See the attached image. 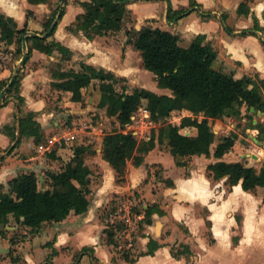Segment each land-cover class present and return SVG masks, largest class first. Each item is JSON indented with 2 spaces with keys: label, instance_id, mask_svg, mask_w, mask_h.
Segmentation results:
<instances>
[{
  "label": "crops",
  "instance_id": "crops-1",
  "mask_svg": "<svg viewBox=\"0 0 264 264\" xmlns=\"http://www.w3.org/2000/svg\"><path fill=\"white\" fill-rule=\"evenodd\" d=\"M239 1L241 0H133L128 7L133 11L136 30L147 25L159 27L179 34L180 42H185L188 46L197 35L203 34L218 52L216 69L232 73L236 78L251 73L264 78V30L254 28L256 17L264 29V0H248L249 3L244 1L249 14H239ZM41 4H32L29 0H0V11L22 24L27 22L28 11L39 17L37 9ZM153 4L155 7L151 11L149 8ZM156 4L164 5V12L159 13ZM233 5L235 7L232 9ZM170 6L175 13L172 18L169 17ZM143 11L146 13L140 17L139 14ZM82 13L84 9L80 4H70L61 22L57 23L53 39L73 53L71 56L78 64L71 69L80 71L81 64L86 63L111 71L117 77L128 78L138 88L172 95L170 90L158 86L155 75L150 71L137 69V72L139 70V73L151 76V85L138 80L136 69L131 68L129 63L130 54L134 53L136 57L139 54L133 52L132 46L124 51V46L121 48L117 44H108L102 37L89 40L83 32L69 30ZM3 44L5 42L0 41V45ZM61 60L63 61V54L59 51L55 50L48 55L35 50L21 73L19 93L14 91L5 94V103L0 107V185L7 186L9 181L19 175L35 171L39 174L41 186L47 188L50 181L47 173L60 171V166H64L69 159L62 151L57 150L52 154L56 136L45 141L50 137V119L55 111L47 112L48 102L44 96L53 88L55 80L51 71L56 69L54 65L61 63ZM139 62L141 65L140 60ZM139 67L142 68L143 65ZM12 76L9 67L0 69V82L10 78V83ZM156 85L158 87H154ZM53 89L58 94H63L64 100L66 96H70L66 106L77 104L72 101L71 92ZM86 90H83L84 95ZM19 94L24 98L22 105L18 100ZM246 109L248 108L243 106L241 110ZM28 114H35L33 119L40 125L41 141L38 144L35 136L20 133V118ZM256 123L255 120L254 124ZM7 125L9 127L5 128ZM54 125L58 126L59 122L54 121ZM192 129L194 132L186 131L188 135L197 134V130ZM214 130L216 132L215 128ZM256 131L260 132L253 128V132ZM45 134L49 136L46 137ZM257 135L249 134L248 137L260 145L262 141ZM218 143L212 146L210 157L193 156L195 160L187 176H183V171L171 152H161L159 147L145 156V162L141 166L132 164L133 169L129 168L126 184L115 182L114 169L102 159L100 166L104 181L97 192L98 199L95 202L90 199L89 211L82 215L71 214L59 223H45L36 234H31L30 228L17 224L12 217L7 235L0 237V245L9 250L0 257V264H130L122 257H115L111 247L105 242L101 208L116 195L125 196L139 190V185L149 177L146 167L159 163L165 168L161 176L172 179L174 186H163L159 195L158 192L152 193L154 199L147 197L151 204L157 203L165 214H155L153 224L140 236L142 251L136 256L135 264H264V194L252 196L253 192L245 191L242 183L229 192L227 179L216 181L210 176L208 166L219 161L214 156ZM239 143L238 137L233 148L237 149ZM233 154L234 151L231 150L223 160L230 162L228 158ZM170 156L173 158L176 174L171 173L169 165L164 163V157ZM143 197L146 198V195ZM147 207L148 205L144 206L145 209ZM238 210L242 211V228L239 232L235 231L239 228L235 216ZM200 211L205 212L206 216H202ZM142 213L145 215V211ZM182 220L189 226L191 235L184 241L180 238L179 242H184L191 253L185 249L177 251L173 247L174 240L181 237L176 230L178 222ZM168 224L172 227L174 225L172 234L164 232ZM17 225L22 227L21 235L17 233ZM207 231L210 232L209 235ZM161 233H164V237H159ZM18 236V243L11 244V238ZM151 238L160 247L154 254H146ZM176 252H179L177 257Z\"/></svg>",
  "mask_w": 264,
  "mask_h": 264
},
{
  "label": "trees",
  "instance_id": "trees-1",
  "mask_svg": "<svg viewBox=\"0 0 264 264\" xmlns=\"http://www.w3.org/2000/svg\"><path fill=\"white\" fill-rule=\"evenodd\" d=\"M46 1L48 0H29L32 4ZM132 1L80 2L84 13L77 16L74 26L69 30L81 31L89 40L105 37L110 33L125 32L130 38L129 44L133 49L140 51L144 68L155 75L160 88L170 90L172 95L158 94L138 87L132 92H128L126 88L120 92L117 89V83L121 81L119 77L104 68L86 63L81 64L80 71L70 69L53 73L55 81L52 83L56 89L71 92L72 101L83 102L85 99L83 90L93 86L95 81L99 82L101 92L99 107L106 109L109 117L116 118L114 129L104 137L102 154L121 182L125 180L128 163L132 161L134 166H141L145 162V156L156 148L157 144L162 145L167 141L177 165L186 167L187 158L212 155V146L216 142L213 121L241 116L243 106L250 111L254 108L255 112L251 113L252 115L260 111L264 113V78L259 74L236 78L232 73L216 69L214 65L218 52L203 34L197 35L190 46L184 47L180 45V35L171 31L151 25L143 26L140 30L130 29L133 13L128 5ZM60 10L61 6L54 16H49L45 21L47 31L53 26L57 15L61 13L60 19L64 16ZM238 12L249 14L245 2L240 4ZM173 13L170 6V18ZM254 20V28L263 31L256 17ZM57 26L58 24L48 37H25L29 33L27 27L19 28L13 17L0 11V41L8 46L16 45L20 55L23 54L26 40L27 47L33 42L34 49L48 55L56 50L65 55V58L71 56L73 53L61 43L48 41V38L55 34ZM32 52L29 46V57ZM21 78L22 74L19 73L16 81L8 89V94L19 90ZM8 84L0 83V95ZM18 100L21 105L24 103V98L20 94ZM141 108L149 110L155 121L165 120L174 112H184L185 115L180 125L167 123L157 133L153 132L149 141L140 142L126 127L132 123L134 113ZM33 117L34 114H28L20 118V133L35 136L38 144L41 141V128ZM189 128H195L197 134L188 135L182 131ZM255 128L264 134V126L260 122ZM237 138L238 135L234 134L220 140L214 152L215 158L219 161L210 164L208 171L216 181L227 179V185L231 188L242 183L245 191L255 193L258 188H264V164L257 169L242 162L223 160L235 146ZM87 151L88 147L84 145L75 147L73 157L60 171L47 173L50 180L47 188L41 187L39 174L35 171L19 175L9 181L7 186L0 185V237L7 235V227L11 226L12 217L17 224L30 228L31 234H36L45 223H59L71 214L87 213L91 206L89 195L93 176L92 169L86 164ZM54 152L55 150L52 154ZM161 180L166 187L174 186L172 179ZM155 214L163 216L165 212L157 203L148 205L141 224L152 225ZM124 229L125 226L122 224L108 223L104 231L107 243L116 245L118 234ZM17 239L18 237L11 238V244H17ZM159 247V243L151 238L146 254H154ZM185 250L191 253L188 247ZM131 252L132 248L125 250L123 259L135 264L136 255H132ZM177 256L179 252L175 253V257Z\"/></svg>",
  "mask_w": 264,
  "mask_h": 264
},
{
  "label": "rangeland",
  "instance_id": "rangeland-1",
  "mask_svg": "<svg viewBox=\"0 0 264 264\" xmlns=\"http://www.w3.org/2000/svg\"><path fill=\"white\" fill-rule=\"evenodd\" d=\"M220 1H228V0H220ZM244 1L248 0H241L239 3H243ZM80 0H64L60 2L59 0H48L45 3H42L38 7V13L40 14L39 17L35 16L32 12L28 11L26 13L28 19L27 22L19 24V28L27 27L29 32H36L44 36L48 31L45 28V21L49 18V16H54L55 13H57L59 6H61V11L63 13H66L69 9L70 4H79ZM249 3V1H248ZM156 6L158 7L159 13L164 12L163 6H159V4ZM155 5L153 4L149 9L152 11L154 10ZM161 7V8H160ZM235 7V5L232 6V9ZM29 13V14H28ZM35 13V12H34ZM133 13V11H132ZM146 12H141L139 15L140 17L144 16ZM58 17V15H57ZM57 17L55 18L57 20ZM33 18V19H32ZM62 19H60L58 22L60 23ZM27 24V26H26ZM135 21H134V15L132 14V21L130 23V26L132 27V30H135ZM55 35L50 36L48 38L49 42L54 41ZM261 37L263 35L261 34ZM98 38V37H97ZM103 40H106L108 44L112 45H119L120 47L124 46V51L128 46H132L129 44V37L125 32H119V33H110L105 37H102ZM180 45L187 47L185 42H180ZM29 46L32 48L33 52L36 50L34 49L33 42H30L28 44V51ZM121 47V48H122ZM133 47V46H132ZM138 52L139 54L134 53L130 54L129 56V63L131 65V68L136 69L135 72H137V69L139 68L140 71L143 69L146 71L143 65L142 55L140 51H137L133 49V52ZM32 52V53H33ZM61 53V52H60ZM62 54V53H61ZM140 55V56H139ZM20 56H24V48H23V54L20 55L17 52V46H8L6 44L0 45V69L1 68H8L10 69L12 75L14 74L15 69L18 67L19 63L21 62L22 58L20 59ZM63 55V61L61 60V63L55 64V70L51 71L52 74L58 71H62L65 69V71H69L71 68L75 67L78 63L77 61L72 58V56H66V58ZM32 55L29 57L28 61L31 59ZM141 61V65L140 62ZM27 61V62H28ZM139 62V63H138ZM141 66L142 68H140ZM215 67V65H214ZM216 68V67H215ZM24 69V66L21 67L19 73H22ZM75 69V68H74ZM80 69V67H78ZM139 70L137 72L138 80L145 84H152V78L151 76L145 74V73H139ZM148 71V70H147ZM252 76H255L256 73H251ZM9 78V77H8ZM54 79V78H53ZM121 81L117 83V89L121 92L125 88L128 92H132L135 88L138 86L132 82L128 78H122L119 77ZM9 80H5L4 83H9ZM156 81V80H155ZM2 83V82H0ZM9 85V84H8ZM7 85V86H8ZM6 86V87H7ZM52 87V86H51ZM154 87H158L157 85ZM54 88V87H53ZM53 88H50L51 90L49 92H46V95L44 96L48 102V109L47 112H54V116L50 119V127H51V134L48 139H52L54 136L57 137L56 142L53 146L52 151H62L66 158H69L68 161L73 157L74 155V148L80 145H84L88 147V151L86 153V163H88V166L93 171L92 176V184H91V194L89 195V198L95 202L96 199H98L97 192L99 191L100 187L103 185V169L100 166V163L103 158L102 154V146H103V140L107 133L111 132L114 129V125L116 124V118H111L107 115L106 109H102L99 107L100 98H101V92L99 88V82L95 81L93 86L88 88L85 92V99L83 102H76L77 104L74 106H66L67 103H69L70 96H66V100H64L65 96L63 94H58ZM15 91V90H14ZM19 93V90L17 91ZM5 103V100L3 104ZM71 105V104H69ZM255 110L252 112L249 109L242 110V115L238 117L232 118H222L213 121V127L216 129V143H218L220 140H222L225 136L229 135H238L240 138V143L237 149H232L234 151L233 155L229 156V161L233 162L234 160L237 162H242L247 166H254L257 169H260L264 164V159H258L255 155V150L259 149L258 143L248 137L249 134L257 135L261 138L260 141L264 142V134L253 132V128H255V125L261 121V118L259 115L255 114L252 115L251 113H254ZM184 112H174L169 118L165 120L155 121L152 118L145 117V114L143 112L140 114V110L134 113L135 120H133L131 127L127 126V130L132 131L134 135L138 138L140 142L149 141L150 138L153 135V132H158V130L167 123H172L174 125H180L182 118L184 117ZM34 116H36L34 114ZM201 118V117H200ZM255 120L257 121L256 124H254ZM54 121H58L59 125L55 126ZM184 133H187L189 131L194 132L192 128L189 129H183ZM187 131V132H186ZM189 134V133H187ZM46 137H48V134H45ZM49 143V142H48ZM18 144V143H16ZM161 150V152L168 153L170 151L168 142L165 141L162 145L157 144L156 148ZM70 153V154H69ZM101 154V156H100ZM172 160V161H171ZM188 164L186 167H181V170L183 171V176L188 175V171L192 167L195 158H187L186 159ZM105 161V160H104ZM164 163L166 165H169L171 173L173 172L176 174L175 168H173V158L164 157ZM172 163V164H171ZM132 161L128 163L127 172L125 175V180L118 179L117 174L115 175V182L119 184H126L128 175L130 173L129 168H132ZM134 165V164H133ZM175 165V164H174ZM64 166H60V170ZM147 173L149 177H147L141 185H139V190L132 191L125 196H114L110 199V201L106 204H104L101 208V219L102 222L105 224V228L108 224V219L110 218V215L113 214L119 207H122L126 204H129L130 207H133L134 213H142L145 211L144 206L145 205H152L149 199L152 198L153 194L158 192L157 195H159L160 188L165 186L163 181V174L165 168L163 164H152L148 165L146 167ZM115 171V170H114ZM116 173V172H115ZM42 187V186H41ZM231 187H228V191L231 192ZM150 190V191H149ZM148 191L149 193H147ZM259 194H264V188H258V190L253 193L252 196H259ZM146 195V198L143 196ZM148 197V198H147ZM158 197V196H157ZM158 199V198H156ZM159 200V199H158ZM254 213V211H253ZM200 214L203 216H206L205 212L200 211ZM235 216L237 218V225L239 228H236L235 231L239 232L242 228V211L238 210L235 213ZM164 218H162V221ZM14 221V220H13ZM178 227L176 232L181 237H177L174 240L173 247L177 251H183L186 249L187 246H185L184 242L180 243V238L187 239L190 235V228L185 223V220H182V222H178ZM194 223V222H193ZM155 224V223H154ZM174 224V223H173ZM171 224V225H173ZM196 224V221H195ZM138 228L130 233V235L124 234L123 236L118 237L117 244L109 245L111 247V250L116 256L123 258V252L125 250H129L132 248V255L138 256L141 253V247L142 242L140 239V236L144 234L147 229H149V225H143L141 222L137 223ZM18 226V225H17ZM168 228L164 230L167 234H172L173 227L168 224ZM208 229H210L208 225ZM17 233H21L22 227H17ZM18 234V235H19ZM210 232L207 231V235H209ZM21 235V234H20ZM164 237V233H161L159 235ZM211 236V235H210ZM18 239L20 237L18 236ZM210 241V240H209ZM105 242L107 243V240L105 238ZM0 257H3V253L0 255Z\"/></svg>",
  "mask_w": 264,
  "mask_h": 264
},
{
  "label": "built area",
  "instance_id": "built-area-1",
  "mask_svg": "<svg viewBox=\"0 0 264 264\" xmlns=\"http://www.w3.org/2000/svg\"><path fill=\"white\" fill-rule=\"evenodd\" d=\"M139 110H140V114L143 112V114H145V117L152 118L149 110L145 108H141ZM258 115L261 118L260 123L264 126V113L258 112ZM133 120H135L134 115L132 117V123ZM132 123L127 126L131 127L130 125H132ZM258 133L260 134L259 131ZM255 155L258 157V159H264V145L259 146V149L255 150ZM144 217L145 215L143 213H134L133 207H130L129 204H126L122 207H119L113 214L110 215V218L108 219V223L110 225L122 224L125 226V229L119 232L118 234L119 237V236H123L124 234L130 235V233H132L138 228L137 223L142 221Z\"/></svg>",
  "mask_w": 264,
  "mask_h": 264
},
{
  "label": "water",
  "instance_id": "water-1",
  "mask_svg": "<svg viewBox=\"0 0 264 264\" xmlns=\"http://www.w3.org/2000/svg\"><path fill=\"white\" fill-rule=\"evenodd\" d=\"M60 17H61V13H60L59 16L57 17V20L54 22L53 26H52L51 29L48 31V33H46V34H45L44 36H42V37H48V36L52 33L53 29L55 28V26L57 25L58 21L60 20ZM27 36H38V37H41V35L38 34V33H36V32H29L25 37H27ZM23 48H24V56H23L21 62L19 63L18 67L15 69L14 74H13V76H12V79H11L9 85H8L7 87H5V88L3 89V91H2V93H1V96H0V107H2V106L4 105L3 102H4V99H5V94L7 93L8 89L13 85V83L16 81L17 76H18V74H19V71H20L21 67H23V66L26 64V62H27V60H28V58H29V51H28V47H27V42H26V40L24 41V46H23ZM253 110H255V109L253 108ZM260 145H264V143H263V142H260ZM256 157H257V156H256ZM8 251H9V250L4 249V248L0 245V255H1V253H5V252H8Z\"/></svg>",
  "mask_w": 264,
  "mask_h": 264
},
{
  "label": "bare ground",
  "instance_id": "bare-ground-1",
  "mask_svg": "<svg viewBox=\"0 0 264 264\" xmlns=\"http://www.w3.org/2000/svg\"><path fill=\"white\" fill-rule=\"evenodd\" d=\"M261 112V111H260ZM259 145V144H258Z\"/></svg>",
  "mask_w": 264,
  "mask_h": 264
}]
</instances>
